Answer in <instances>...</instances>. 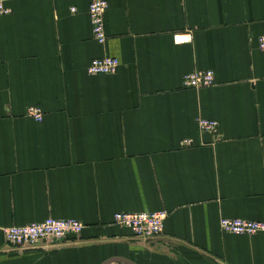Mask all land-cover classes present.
Returning <instances> with one entry per match:
<instances>
[{
	"label": "crops",
	"instance_id": "0c3cea01",
	"mask_svg": "<svg viewBox=\"0 0 264 264\" xmlns=\"http://www.w3.org/2000/svg\"><path fill=\"white\" fill-rule=\"evenodd\" d=\"M3 1L0 264H264V232L219 226L264 222V0H105L103 45L91 0ZM105 55L117 72L88 74ZM195 70L214 83L183 86ZM161 210L150 242L113 221ZM47 217L84 228L61 245L7 247L4 227Z\"/></svg>",
	"mask_w": 264,
	"mask_h": 264
},
{
	"label": "built area",
	"instance_id": "2783aa9c",
	"mask_svg": "<svg viewBox=\"0 0 264 264\" xmlns=\"http://www.w3.org/2000/svg\"><path fill=\"white\" fill-rule=\"evenodd\" d=\"M107 8L105 0H91L88 5V17L91 27V36L99 44L106 42L107 35L104 23V14ZM74 11V8H72ZM11 9L3 0H0V16L8 15ZM175 40H190L189 35L175 36ZM258 48L264 50V34L258 38ZM119 67V60L112 56H100L92 58L87 66V73L91 75L114 74ZM183 86L188 88H201L214 83V74L211 70H195L183 75ZM26 115L40 121L43 112L37 106H30ZM197 125L201 132H217L215 120L197 118ZM188 143V142H186ZM168 212L141 211V212H117L113 221L130 229L135 238L144 241L157 239L164 227V221ZM219 226L223 232L232 234H255L264 232V222L237 218H220ZM84 224L76 219H57L47 217L42 221L25 225H11L2 229L4 242L11 250L25 251L32 249H44L72 241V238L80 235Z\"/></svg>",
	"mask_w": 264,
	"mask_h": 264
},
{
	"label": "water",
	"instance_id": "95a60500",
	"mask_svg": "<svg viewBox=\"0 0 264 264\" xmlns=\"http://www.w3.org/2000/svg\"><path fill=\"white\" fill-rule=\"evenodd\" d=\"M113 260H120V261H123V262L129 263V264H132L130 261L125 260V259H122V258H113ZM105 263H106V262H104V264H105Z\"/></svg>",
	"mask_w": 264,
	"mask_h": 264
}]
</instances>
